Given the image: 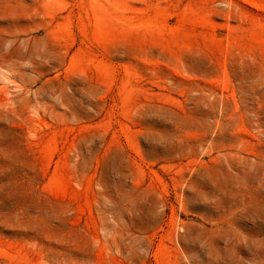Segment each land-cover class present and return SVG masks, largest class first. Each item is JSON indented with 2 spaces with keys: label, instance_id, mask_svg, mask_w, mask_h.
<instances>
[{
  "label": "rangeland",
  "instance_id": "374dc122",
  "mask_svg": "<svg viewBox=\"0 0 264 264\" xmlns=\"http://www.w3.org/2000/svg\"><path fill=\"white\" fill-rule=\"evenodd\" d=\"M0 264H264V0H0Z\"/></svg>",
  "mask_w": 264,
  "mask_h": 264
}]
</instances>
